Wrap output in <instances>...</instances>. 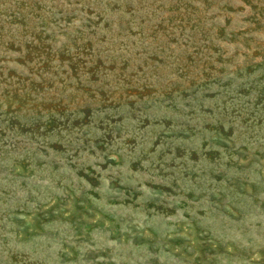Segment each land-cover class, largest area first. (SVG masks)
I'll return each instance as SVG.
<instances>
[{
    "label": "rangeland",
    "instance_id": "obj_1",
    "mask_svg": "<svg viewBox=\"0 0 264 264\" xmlns=\"http://www.w3.org/2000/svg\"><path fill=\"white\" fill-rule=\"evenodd\" d=\"M0 264H264V0H0Z\"/></svg>",
    "mask_w": 264,
    "mask_h": 264
}]
</instances>
